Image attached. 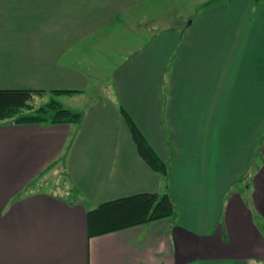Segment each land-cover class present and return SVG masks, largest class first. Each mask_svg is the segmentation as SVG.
Segmentation results:
<instances>
[{
	"label": "crops",
	"instance_id": "crops-1",
	"mask_svg": "<svg viewBox=\"0 0 264 264\" xmlns=\"http://www.w3.org/2000/svg\"><path fill=\"white\" fill-rule=\"evenodd\" d=\"M26 1L32 17L83 23L73 38L57 33L61 53L87 51L97 20L118 11L155 30L136 47L104 44L122 54L93 115L0 121V264H264V0H201L165 34L153 13L176 0ZM156 192L172 216L109 231L95 218L103 203Z\"/></svg>",
	"mask_w": 264,
	"mask_h": 264
},
{
	"label": "rangeland",
	"instance_id": "rangeland-1",
	"mask_svg": "<svg viewBox=\"0 0 264 264\" xmlns=\"http://www.w3.org/2000/svg\"><path fill=\"white\" fill-rule=\"evenodd\" d=\"M76 4L78 7V2ZM199 4H201V0H176L174 8L169 7L172 10L170 15H166L162 11V6L161 8L156 7L153 14L161 15L157 20L160 34L176 31L178 21H185L184 18L180 20L179 17L194 11ZM30 6V2L26 0H0V87L37 89L53 87V89H60L55 87L74 86L80 89L73 92H60L61 95L46 91L42 95L43 97L39 95L34 97L35 106H39L38 104L42 101L54 98L65 108L93 115V110L99 108L98 102H106L105 98L114 92L111 87L113 85L111 83L112 72L122 54L117 51H101L102 48L107 47L104 44L111 42L116 47L124 44L125 38H127L126 40L130 42L125 45L126 48L136 47L141 41H144V44L147 42L149 33L154 28L148 23L149 18L144 22L141 20L143 24L139 25L136 23L139 20H121L120 12L118 11L116 14L114 12L115 15H118V19L97 20L99 24L94 27L96 32L86 39L87 43L81 44L87 51L71 50V52H64L65 55L69 53L68 56H65L60 51L50 50L65 42V40L61 41V38L57 39V33L73 38L78 33V31H73L76 30L74 28L82 26L83 23L80 21L81 25L78 24V20L62 18L57 20L54 17L49 20L35 18L32 16L38 12L32 11ZM134 10L137 13L141 9L135 8ZM147 10L148 14L152 11L150 7H147ZM67 12H71L70 7ZM40 13L44 12L40 10ZM132 13L135 16V13ZM66 36L65 39H67ZM77 46L79 45H74L73 49H77ZM87 46L92 47L93 50L88 51ZM47 48L49 49L47 50ZM58 55L67 58L66 64L64 63L63 66L62 75L64 77L56 75L57 70L54 63H56ZM108 55H112V58H108ZM61 76L64 80H61ZM45 80L47 84H44ZM102 133L101 137H104ZM53 184L61 187L62 179L51 180L49 186Z\"/></svg>",
	"mask_w": 264,
	"mask_h": 264
},
{
	"label": "trees",
	"instance_id": "trees-1",
	"mask_svg": "<svg viewBox=\"0 0 264 264\" xmlns=\"http://www.w3.org/2000/svg\"><path fill=\"white\" fill-rule=\"evenodd\" d=\"M46 91L47 93H60L79 90L60 88L48 91L43 88H0V121L58 123L76 122L80 119L81 112L63 107L54 98L35 106L34 97L42 96ZM132 131L140 150L152 167L166 172V165L149 148L139 131L135 127L132 128ZM174 211V203L168 193H144L101 204L95 210V218L99 221L104 220L106 223L111 221L106 230L109 231L172 216Z\"/></svg>",
	"mask_w": 264,
	"mask_h": 264
}]
</instances>
